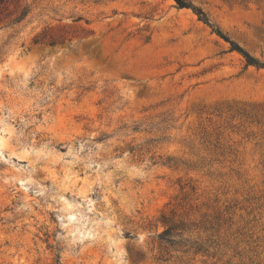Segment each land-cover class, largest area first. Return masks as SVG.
I'll return each instance as SVG.
<instances>
[{
	"label": "rangeland",
	"instance_id": "1",
	"mask_svg": "<svg viewBox=\"0 0 264 264\" xmlns=\"http://www.w3.org/2000/svg\"><path fill=\"white\" fill-rule=\"evenodd\" d=\"M186 1L264 63V0ZM0 264H264V69L174 0H4Z\"/></svg>",
	"mask_w": 264,
	"mask_h": 264
},
{
	"label": "trees",
	"instance_id": "2",
	"mask_svg": "<svg viewBox=\"0 0 264 264\" xmlns=\"http://www.w3.org/2000/svg\"><path fill=\"white\" fill-rule=\"evenodd\" d=\"M176 5L179 9H187L191 10L195 16H197L198 21L202 22L209 28H212L213 33H215L219 38L224 40L226 43L230 45V51L231 52H237L242 56V58L245 60V63L247 66L254 67L258 70L264 69V63H261L256 58L250 56L243 48H241L238 44L232 42L226 35L222 34L218 29H214L213 26L210 24L209 19L207 18V15L199 8L194 7L190 3H188L186 0H174ZM0 4H4V0H0ZM27 16L26 10L22 11V13L19 15V17L16 19L15 23L22 22ZM172 232V229L169 228L165 230L163 234L160 235L161 239H164V237H167L169 233Z\"/></svg>",
	"mask_w": 264,
	"mask_h": 264
}]
</instances>
